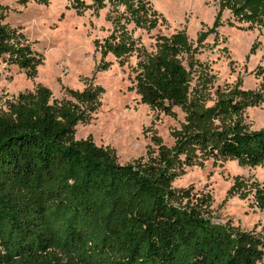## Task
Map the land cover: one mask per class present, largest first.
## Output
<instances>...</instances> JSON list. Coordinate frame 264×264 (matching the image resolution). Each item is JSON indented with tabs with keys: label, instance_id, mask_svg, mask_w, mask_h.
Masks as SVG:
<instances>
[{
	"label": "trees",
	"instance_id": "16d2710c",
	"mask_svg": "<svg viewBox=\"0 0 264 264\" xmlns=\"http://www.w3.org/2000/svg\"><path fill=\"white\" fill-rule=\"evenodd\" d=\"M142 5H128L137 25ZM3 9L0 59L34 78L41 61L2 24ZM224 10L237 22L264 27V0H220L210 30L197 43L220 26ZM130 48L106 40L100 58ZM193 52L179 32L137 56L133 81L140 102L165 115L175 107L187 114L173 146L159 148L147 164H119L111 150L73 140L77 124L98 104L96 89H67L70 100L55 103L41 86L18 94L7 113L0 111V264H264V227L256 235L214 223L202 200L186 192L187 202L178 203L171 187L196 152L251 167L264 163V129L250 131L240 120L261 94L234 88L204 108L203 92L191 87L179 61ZM99 68L107 66L100 61ZM212 120L227 124L213 127ZM239 189L236 182L229 193ZM253 199L264 211L258 186Z\"/></svg>",
	"mask_w": 264,
	"mask_h": 264
},
{
	"label": "rangeland",
	"instance_id": "374dc122",
	"mask_svg": "<svg viewBox=\"0 0 264 264\" xmlns=\"http://www.w3.org/2000/svg\"><path fill=\"white\" fill-rule=\"evenodd\" d=\"M141 22L132 19L131 0H0L1 22L15 38L38 55L36 76L0 59V111L20 93L46 87L51 101L70 100L66 90L96 89L98 104L74 129L73 140H90L111 150L119 164H147L159 148L170 149L174 134L186 123L187 114L173 108L171 115L140 102L134 88L137 56L152 53L162 37L184 33L194 52L181 55L190 73L191 87L204 94V108L234 88L260 93L259 103L246 106L240 116L250 131L264 129V27L240 23L228 10L220 26L201 43L197 38L210 30L220 0H141ZM125 44L124 55L108 53L100 58L102 44ZM103 62L107 68H99ZM213 127L227 124L212 120ZM242 189L229 193L236 183ZM264 191V163L251 167L233 159L202 158L196 152L183 165L171 187L178 203L186 192L205 205L212 222L229 224L240 231L260 235L264 211L255 205L254 188Z\"/></svg>",
	"mask_w": 264,
	"mask_h": 264
}]
</instances>
